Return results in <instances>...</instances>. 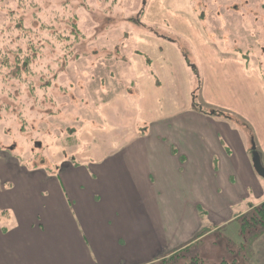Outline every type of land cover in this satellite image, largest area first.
I'll list each match as a JSON object with an SVG mask.
<instances>
[{"label": "crops", "instance_id": "0c3cea01", "mask_svg": "<svg viewBox=\"0 0 264 264\" xmlns=\"http://www.w3.org/2000/svg\"><path fill=\"white\" fill-rule=\"evenodd\" d=\"M160 9L148 21L162 25ZM178 14L169 26L193 47L201 105L148 115L164 86L147 69L132 79L140 93L110 88L103 106L117 111L101 122L126 143L92 148L93 159L44 179L26 170L0 184V264H163L185 247L196 257L202 241L264 203L252 161L257 152L264 166V61Z\"/></svg>", "mask_w": 264, "mask_h": 264}, {"label": "rangeland", "instance_id": "374dc122", "mask_svg": "<svg viewBox=\"0 0 264 264\" xmlns=\"http://www.w3.org/2000/svg\"><path fill=\"white\" fill-rule=\"evenodd\" d=\"M158 7L165 9L162 25L148 21ZM175 14L219 45L264 61V0H0V184L26 170L44 179V171L93 159L92 148L126 143L101 122L117 111L103 106V97L109 101L112 87L115 95L140 93L132 79L144 69L164 86L145 103L148 115L199 107L198 61L191 43L169 26ZM243 223L211 234L197 257L185 247L162 260L180 253L183 264L231 257L264 264V227L244 232Z\"/></svg>", "mask_w": 264, "mask_h": 264}, {"label": "trees", "instance_id": "16d2710c", "mask_svg": "<svg viewBox=\"0 0 264 264\" xmlns=\"http://www.w3.org/2000/svg\"><path fill=\"white\" fill-rule=\"evenodd\" d=\"M215 114L220 115V114H225L222 111L218 110H213ZM244 223L242 225V228L245 232L246 229L252 230V228H257V226H263L264 227V205L261 207L254 209L251 213L243 216L241 218ZM206 233V232H205ZM257 235H253V238L251 239L254 240ZM184 254H177V256H172L169 261H165L164 264H183L182 261H180L179 258L182 257ZM253 255V253H252ZM197 257V256H196ZM196 259V258H195ZM240 259H237L236 257H231L229 260H224L222 259L221 262L215 263V264H241ZM191 264V263H190ZM198 264H206L205 261L202 259V262H199Z\"/></svg>", "mask_w": 264, "mask_h": 264}, {"label": "water", "instance_id": "95a60500", "mask_svg": "<svg viewBox=\"0 0 264 264\" xmlns=\"http://www.w3.org/2000/svg\"><path fill=\"white\" fill-rule=\"evenodd\" d=\"M252 161H253V166H254V169H255L256 173L261 178L264 179V167H263V165L261 163L260 157H259V155H258L257 152H254L253 153V159H252Z\"/></svg>", "mask_w": 264, "mask_h": 264}]
</instances>
